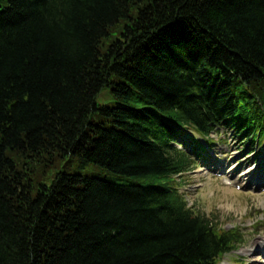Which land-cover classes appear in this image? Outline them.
<instances>
[{"label": "trees", "instance_id": "1", "mask_svg": "<svg viewBox=\"0 0 264 264\" xmlns=\"http://www.w3.org/2000/svg\"><path fill=\"white\" fill-rule=\"evenodd\" d=\"M263 122L264 0H0V264H215L169 143Z\"/></svg>", "mask_w": 264, "mask_h": 264}, {"label": "rangeland", "instance_id": "2", "mask_svg": "<svg viewBox=\"0 0 264 264\" xmlns=\"http://www.w3.org/2000/svg\"><path fill=\"white\" fill-rule=\"evenodd\" d=\"M111 97V91L108 88L104 89L97 97V104L99 106L109 104ZM213 139L216 142V146L209 151V160H214L212 161V167H210L209 171L213 173H216V171L223 172L231 162L233 163L240 160L241 157H238V154H236L239 148V146H237L238 142L234 139L229 142L227 137L225 139L229 144L228 146H224L216 137ZM239 164L241 163L236 164L234 168H237ZM57 170H65L67 173L79 172L82 175H97L104 173L103 170L92 165L80 167L76 159H71L70 164L67 166L66 163L62 164L59 161L56 170L48 171V175H53ZM213 173L202 175L198 169L195 170L192 174L185 176V178L181 180V183L185 181L182 188L180 187L181 192L185 195L189 205H194L195 203L200 204L201 207L195 206V211L202 213L204 216L216 218L217 221H220V225H222V228L225 230L241 226L242 223H244L245 228L242 229L243 234L241 235L243 236V240L246 241L248 238L253 237L258 229L264 228V225L254 229L248 228L250 223H253L257 217L253 212L247 213L246 217H249L247 220L244 216L245 208L248 210V206H255L258 204L257 197L255 198L243 194L246 192L248 193V189L251 188L247 184L243 185L240 183L242 184V189L239 192L225 188L222 186V179L224 177H214ZM234 175L235 173L232 174V172L229 171L226 176L230 180ZM252 178L253 177H251V179ZM246 182H248V179H246L244 183ZM257 193L258 191L256 190L252 192L255 196ZM254 217L255 219H253ZM256 255L257 254L253 255V259H255L253 264H264V258L256 257ZM231 257L232 255L225 256L221 261L232 262Z\"/></svg>", "mask_w": 264, "mask_h": 264}]
</instances>
